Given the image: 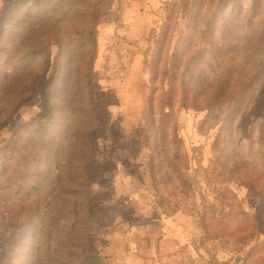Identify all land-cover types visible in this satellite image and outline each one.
<instances>
[{
    "label": "rangeland",
    "instance_id": "1",
    "mask_svg": "<svg viewBox=\"0 0 264 264\" xmlns=\"http://www.w3.org/2000/svg\"><path fill=\"white\" fill-rule=\"evenodd\" d=\"M13 1L0 0V19ZM29 13L33 23L53 14ZM98 13L92 71L109 105L93 129L86 235L100 264H264V113L241 116V102L228 121L232 107L222 96L220 109L192 103L263 58L264 0H104ZM24 15L19 8L16 16ZM57 51L52 44L51 60ZM256 73L254 81L264 82V63L242 82ZM183 79L193 98L184 106ZM47 109L32 95L0 129V176L4 150L14 137L22 144L27 125L44 122ZM174 133L184 159L171 165ZM22 198L29 203V194ZM8 202L0 190V264L25 220L20 204Z\"/></svg>",
    "mask_w": 264,
    "mask_h": 264
},
{
    "label": "trees",
    "instance_id": "2",
    "mask_svg": "<svg viewBox=\"0 0 264 264\" xmlns=\"http://www.w3.org/2000/svg\"><path fill=\"white\" fill-rule=\"evenodd\" d=\"M103 5L104 0H14L0 19V95L5 97L0 107V129L32 95L37 94L48 106L46 120L27 125L23 143L14 137L9 149L4 150L0 190H4L9 205L20 204L18 213L25 219L20 241L12 243L6 264H100L95 240L86 235V221L94 202L87 190L95 162L93 129L107 117L109 105L103 104L105 94L99 92L92 71L96 19ZM37 7H46L53 14L38 17L33 23L29 12ZM19 8L25 12L22 18L16 16ZM197 20L195 17V24ZM192 21L187 22L189 27ZM52 44L58 48L53 60ZM173 58L176 62L177 56ZM259 59L246 69V76L258 63H264V56ZM35 60L38 63L32 64ZM245 75L242 73L234 82L229 78L217 82L209 97L195 100L189 82L183 79L180 105L193 100L198 109H220L218 97L222 96V105L228 102L232 107L228 121L241 108V102L245 111L241 116L264 113L259 103L264 96V82L254 81L260 78L257 73L249 83L242 82L247 79ZM173 87L171 83L170 92ZM240 92L243 98L237 96ZM261 119L259 139L264 142V117ZM172 142L177 147L168 160L171 165L184 159L175 133ZM250 182L253 185V180ZM24 193L30 195L29 203L23 200ZM15 246L18 254L14 253Z\"/></svg>",
    "mask_w": 264,
    "mask_h": 264
}]
</instances>
